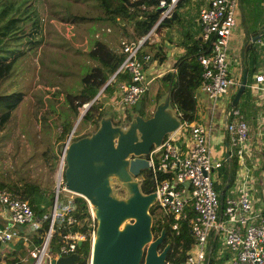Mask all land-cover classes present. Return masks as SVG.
<instances>
[{
  "label": "built area",
  "instance_id": "2783aa9c",
  "mask_svg": "<svg viewBox=\"0 0 264 264\" xmlns=\"http://www.w3.org/2000/svg\"><path fill=\"white\" fill-rule=\"evenodd\" d=\"M197 1L198 36L203 41L209 40L210 46L208 53L197 56L201 77L192 94L196 98L194 91L201 90L211 106H214L217 100L219 103L222 98H227L229 89H237L240 82L238 56L230 57L228 53V39L234 26L233 10L237 0ZM174 2L170 0L165 4L163 0L158 1L161 6L159 19L170 16ZM155 25L135 42L121 43L119 52L123 58L107 80L116 72L128 76L115 84L111 94L110 106L117 114V122L127 118V107L132 110L146 91L148 77L142 70L137 52L140 44L153 35ZM257 48L260 58L264 59V40L259 41ZM246 87L255 104L264 103V67L252 75ZM226 100L229 102L230 98ZM224 117L227 156L234 157L236 170L230 187L224 195L222 193V208L219 207L220 192L214 185L218 182L217 170L225 157L222 154L210 157V135L202 123L180 121L174 131L164 135L160 144L151 147L144 156L147 165L141 175L150 181L151 190L155 193L152 205L161 212L158 213L160 219L154 224L160 223L163 217L170 228L177 232L184 222L193 238L182 264H206L208 238L211 235H216L221 248L230 252L227 264H264V184L259 194L255 188L256 177L251 172L254 163L244 162L248 125L235 106L224 108ZM263 127L264 115L261 114L256 118V128ZM68 141L69 138L64 143ZM157 150L159 154L155 156ZM63 165L61 153L59 171ZM61 179L62 172L60 180L56 181L57 190L62 184ZM261 179L264 181V172L261 173ZM61 187L63 189V185ZM57 190L49 210L41 217L47 219L46 231L39 244L26 251V256L20 260L22 264H50L51 259L73 254L75 246L86 236L91 241L94 218L90 210L81 219L67 215L66 210L72 209L73 205L69 203L70 199L57 202ZM0 204L6 209L5 220L0 225V242L21 239L25 244L27 232L24 228L35 215L28 201L9 189L0 188ZM63 219L65 224L73 228L67 229L61 234L60 241L56 242L52 234ZM83 222L84 231L80 229ZM18 230L22 234L19 237L16 235Z\"/></svg>",
  "mask_w": 264,
  "mask_h": 264
},
{
  "label": "rangeland",
  "instance_id": "374dc122",
  "mask_svg": "<svg viewBox=\"0 0 264 264\" xmlns=\"http://www.w3.org/2000/svg\"><path fill=\"white\" fill-rule=\"evenodd\" d=\"M9 1L17 6L16 14L23 11L21 16L28 10H34L37 34L36 42L30 47H27V43L24 44L28 38L20 37L19 42L26 46V50L13 62L9 74L0 81V93L15 90L23 92L21 101L12 109L9 118L0 128V182L15 185L30 182L36 188L38 186L39 189H44L45 195L50 193L54 199L56 181L60 180L62 172L59 171L61 153L58 152V146L67 138L74 139L95 128V123L81 121L80 114L86 104H75L71 108L65 101L64 94L78 91L80 76L95 65L85 53L92 38L102 35L104 30V36L110 35L120 49L122 42H135L133 22L119 19L114 23L101 19L103 14L94 0ZM72 14L83 19L79 23H66L61 19ZM30 22L31 20H23L20 29L15 30L16 34L26 33ZM239 48L241 46L233 42L228 48L230 57H237ZM141 65L146 75L145 67L148 64ZM162 84L164 82L161 79L148 81L146 91L139 100L144 107L143 116L149 115L155 101L163 94ZM159 88L161 93L156 97ZM245 89L247 92L248 88ZM97 92L100 94L101 88ZM244 96L245 92L242 94ZM127 109L131 111L129 107ZM107 112L111 114L113 122L118 121L111 106L104 110V113ZM67 123L72 128L71 133L69 129L62 134L61 126ZM247 133H252V130L248 128ZM219 138L220 134H217L210 139L211 158L217 155ZM61 186L59 184L57 190V202L78 196L63 190ZM261 191L262 188H259L258 193ZM47 208L49 210L50 205ZM158 213H161L159 209L153 207L152 223L160 219ZM163 222L166 221L162 217L161 223ZM15 248L21 250L18 245ZM60 258L63 259V264H70L72 260L69 255Z\"/></svg>",
  "mask_w": 264,
  "mask_h": 264
},
{
  "label": "trees",
  "instance_id": "16d2710c",
  "mask_svg": "<svg viewBox=\"0 0 264 264\" xmlns=\"http://www.w3.org/2000/svg\"><path fill=\"white\" fill-rule=\"evenodd\" d=\"M96 6H98L103 14L101 19L108 20L110 22L117 23L116 20L123 19L128 22H133L134 38L139 39L144 35L155 23V29L159 27H169L173 22V18L176 15L177 8L183 4L186 0H175L172 5L171 13L169 17H162L159 19L161 6L158 4L159 0H94ZM165 4H168L170 0H163ZM264 2V0H262ZM23 11L20 12V14ZM17 13V6L14 2L6 0H0V81L4 79L10 72L13 62L24 54L26 46H23L19 40L21 36L28 39L24 42L30 47L36 42L35 34H37V20L36 14L33 9L26 11V14L21 16ZM66 23H79L83 17L76 15L63 16L61 18ZM99 19V18H97ZM23 20H31L29 29L26 33L21 35L16 34L15 30L20 29ZM21 32V31H20ZM264 32V25L256 28L252 31H245V37L243 39L241 47V57L239 59L241 70H246V83L250 82L252 75L256 73L259 65V51L257 49L256 40H251L250 37L257 33L262 34ZM147 44V40H144L138 49L137 58L147 65L148 62L154 61L157 64L162 63L165 60V54L162 47L152 50L151 46L147 47V50L142 48ZM210 41L201 40L199 36L190 39L184 45V51L174 57L172 67L170 70L163 72L160 76L161 80L165 83L162 84V89L169 90V97L171 105L174 107L175 112L178 114L181 121H194L196 116L194 114L195 101L192 96L193 89L199 84L201 66L197 60V56L200 54H206L209 51ZM146 51V52H145ZM87 57L95 62L86 72L80 76V87L76 92H66L64 94L65 101L72 108L75 104L83 105L87 104L96 92L101 88L100 94L87 106L86 110L81 116V121L90 123H96V120L101 114H103L105 108H103V101L101 94L110 90L117 82L125 80L127 78L126 73L116 72L113 77L107 82L108 78L114 73L117 66L123 58L122 53L113 51L108 45L101 40L94 39L85 52ZM146 56V59H144ZM115 86V85H114ZM246 87H244L245 95ZM114 88L111 91L113 92ZM161 93L159 88L155 94L156 97ZM242 93V94H243ZM102 94V95H103ZM110 94V95H111ZM23 92L20 90L0 93V128L7 121L12 109L21 101ZM244 98V97H243ZM111 101V100H110ZM144 107L140 103L139 113L143 116ZM117 123V122H114ZM70 124L61 126V133L64 134L70 129ZM88 134V133H84ZM81 134V135H84ZM79 135V136H81ZM76 138V137H75ZM236 170V162L233 156L223 158L220 167L217 170L218 182L214 185L215 189L220 192L223 191V195L230 187L234 172ZM141 190L143 192H149L151 190V183L147 177H143L141 184ZM0 188L9 189L14 192L18 197L26 199L33 210L34 214L38 215V225L33 232L27 236V241L24 244L21 239H18L16 243L21 249L24 247L26 252L33 245L39 244L42 236L47 228V219L41 217L47 212V206L51 205V194L45 195L44 189L30 182H23L21 185L7 184L0 182ZM73 208L67 209L66 214L72 215L76 219H81L88 215V206L86 201L80 197H74ZM153 207L151 206L149 211L153 216ZM219 207H223V198H219ZM152 232L157 234L161 228L164 230L163 243L169 244L165 256V264H182L188 248L190 247L193 238L189 232L188 227L183 222L181 223L178 231L172 230L167 221L163 223L151 225ZM73 228L65 224L63 219L59 222L53 231L54 241L59 242L61 234L67 231V229ZM85 223L83 222L80 229L84 231ZM215 243L211 244V250L215 248ZM90 249V239L86 236L77 244L73 250L74 257L70 264H88ZM6 257L7 263L22 264L19 257L9 258ZM206 264H216L215 259L212 256L207 257Z\"/></svg>",
  "mask_w": 264,
  "mask_h": 264
},
{
  "label": "water",
  "instance_id": "95a60500",
  "mask_svg": "<svg viewBox=\"0 0 264 264\" xmlns=\"http://www.w3.org/2000/svg\"><path fill=\"white\" fill-rule=\"evenodd\" d=\"M245 83L246 70L242 68L231 106L236 104ZM139 106L136 102L127 118L117 123L110 113L103 112L91 132L58 146L64 162L63 189L82 197L94 218L88 264H165L169 244L160 247L163 228L157 234L152 232L149 209L155 193L141 190V172L150 148L157 147L181 120L171 105L168 89L155 101L149 115L142 116ZM158 154L159 150L154 153ZM224 155L227 157L226 150ZM69 203L73 205V200ZM69 256L73 258L74 254ZM50 264H63V259H51Z\"/></svg>",
  "mask_w": 264,
  "mask_h": 264
},
{
  "label": "crops",
  "instance_id": "0c3cea01",
  "mask_svg": "<svg viewBox=\"0 0 264 264\" xmlns=\"http://www.w3.org/2000/svg\"><path fill=\"white\" fill-rule=\"evenodd\" d=\"M198 5L199 3L197 0L184 1L183 4L177 8L176 15L174 16L173 22L169 25V27H159L155 29L153 35L147 40V44L145 46H142V48L146 50L148 46H151L152 49L150 53H152V50L157 49L158 47H162V50L165 54V60L162 63L157 64L154 61H150L145 67L146 76L148 77L149 82L161 79V74L171 69L174 57L184 51V45L190 39L198 36ZM233 19L234 26L229 35L228 45L232 46L233 42H235L242 47L243 39L245 37V31H252L264 25V2L262 0H237L233 10ZM104 32L105 31L103 30L102 35L100 34L97 36V38H92L91 41H93L94 39L104 41L109 48L119 53L117 42L113 41V39L110 38V35L104 36ZM255 35H258V37L255 39V43L257 46L259 41L264 40V32H262V34L257 33ZM252 37L253 36H251L250 39H252ZM86 51L87 48L85 52ZM237 54V60L239 61L241 57V48H239ZM259 59L260 61L257 70H260L264 67V59L262 57L260 58V56ZM149 65L150 67H148ZM246 84L247 83H245V87ZM114 85L110 89L111 91L114 88ZM110 90H108L104 94L102 93L103 95L101 94L103 108L105 109L110 108ZM235 91L236 89H229L227 96V98H230L229 102H227V98H222L219 103L217 100L214 106H211L210 101L201 90L198 89L194 91V94L196 96V98L193 97L195 101L194 114L196 116V119L194 121H199L207 127L210 139L212 136L214 137L215 135L217 136V134H220V142L218 145V152L216 156H220L222 154L223 157H226L224 155L227 147L226 132L223 126L225 122L224 108L231 106L230 103L232 102ZM242 93L240 94L236 104L233 106L238 108L242 118L247 121L248 128L252 130V133L248 134L247 148L246 153L244 154V162L254 163V166L251 167L252 170H250L256 177L255 188L259 190V188H262V185L264 184V181L261 179V173L264 172V127L256 128V118L264 112V103L255 104V101L251 99L248 91L246 92L247 95H245L244 98L242 97ZM5 213V206L0 204V225H2L5 220ZM38 221V215H34V219L24 228V230L27 232L25 233L26 236H29L33 232L35 227L38 225ZM16 235L17 237L22 235L20 230H18ZM212 243H215L216 245L213 250H211ZM15 245L18 244L14 239L8 242H0V263L13 264L7 263L5 256H8L9 258L19 257L20 260L24 259V257L26 256L24 247L21 250H17L15 248ZM207 252L208 256H212L215 259L216 264H227V260L230 256V252L228 250L221 248L219 238L216 235H211L208 238Z\"/></svg>",
  "mask_w": 264,
  "mask_h": 264
}]
</instances>
